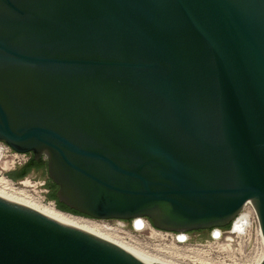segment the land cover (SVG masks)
<instances>
[{
  "label": "water",
  "instance_id": "obj_1",
  "mask_svg": "<svg viewBox=\"0 0 264 264\" xmlns=\"http://www.w3.org/2000/svg\"><path fill=\"white\" fill-rule=\"evenodd\" d=\"M0 143L79 216L189 232L250 202L264 237V0H0ZM0 264L156 263L0 197Z\"/></svg>",
  "mask_w": 264,
  "mask_h": 264
},
{
  "label": "rangeland",
  "instance_id": "obj_2",
  "mask_svg": "<svg viewBox=\"0 0 264 264\" xmlns=\"http://www.w3.org/2000/svg\"><path fill=\"white\" fill-rule=\"evenodd\" d=\"M0 146L3 147L4 156L8 160V166L5 169L0 168V192L4 194L6 192L7 195L10 193L11 195L10 188L12 190L14 188L16 192L18 190V192H24L23 194L26 195L27 199L35 203H51L58 209L56 202L48 198L50 177L47 168L32 171L23 178L13 179L10 175L18 173L30 156L26 153L13 152L12 148L6 144L0 143ZM3 182L8 183V186L11 187L7 188ZM58 210L61 211V209ZM73 216L97 222L103 227V236L122 245L132 247L147 257L157 259L162 263L260 264L264 258V240L260 238L258 225L254 228L252 234L241 242V250L236 253L235 247L238 244L228 239L231 238L230 234L223 235L219 240L211 238L214 228L204 229L203 231L196 230L191 233L166 231L155 229V226L148 221L150 229L140 231L134 227L135 218L131 220H102L79 215ZM179 233L187 234L188 238L185 242H179L175 239V236Z\"/></svg>",
  "mask_w": 264,
  "mask_h": 264
},
{
  "label": "bare ground",
  "instance_id": "obj_3",
  "mask_svg": "<svg viewBox=\"0 0 264 264\" xmlns=\"http://www.w3.org/2000/svg\"><path fill=\"white\" fill-rule=\"evenodd\" d=\"M7 166H8V160L4 156L3 147L0 146V168L5 169ZM3 183H4V186H6L7 188L11 187V186L10 187L8 186V183H6V182H3ZM10 189H11V195H10V193L7 195L6 192H5V194L0 192V197H3L5 199H8V200L13 201L15 203H18V204L23 205L25 207H28L30 209H33L37 212H40V213L45 214L49 217H52L54 219H57L59 221H62V222L67 223L69 225H72L74 227H77L81 230H84V231L89 232L91 234H94L96 236H99V237H101V238H103V239H105V240L129 251V252H132V253H134L138 256H141V257H143L149 261H152L156 264H167V263L159 262V261H157V259L156 260L151 259V258L147 257L146 255H144L143 253L135 250L132 247L122 245L119 242H115V241L103 236V232H102L103 227L101 225H99L97 222H93L89 219L73 216L74 214H71V213L68 214L65 211L62 212V210L60 211V210L56 209L55 206H53V204H51V203H48V204H46V203H35V202L31 201L30 199H27L26 195L23 194L24 192H18L19 190L16 192V191H14V188H13V190H12V188H10ZM133 223H134V227L136 230L142 231V230L150 229L149 222L146 221L144 218H135ZM215 233H216L215 237H218L220 235V232L218 230H215ZM187 237H188L187 234L179 233L177 236H175V239L178 240L179 242H184ZM263 240H264V237H263Z\"/></svg>",
  "mask_w": 264,
  "mask_h": 264
},
{
  "label": "built area",
  "instance_id": "obj_4",
  "mask_svg": "<svg viewBox=\"0 0 264 264\" xmlns=\"http://www.w3.org/2000/svg\"><path fill=\"white\" fill-rule=\"evenodd\" d=\"M257 225L259 226L256 212L252 204L248 202L245 204L242 211L232 220L228 229H225V227L214 228L213 232L211 233V238L213 240H219L223 237V235L230 234L231 238L228 239L238 244V246L235 247V252L237 253L241 250V242L245 241V239L252 234V231L255 227H257ZM215 230H218L220 232V235L218 237H215ZM258 233L260 235V238L263 240V236L259 227Z\"/></svg>",
  "mask_w": 264,
  "mask_h": 264
},
{
  "label": "trees",
  "instance_id": "obj_5",
  "mask_svg": "<svg viewBox=\"0 0 264 264\" xmlns=\"http://www.w3.org/2000/svg\"><path fill=\"white\" fill-rule=\"evenodd\" d=\"M34 161H29L28 163H26L25 165H23L22 167H21V169L18 171V173H16V174H12V175H10L11 176V178H13V179H19V178H23V177H25L28 173H29V170H30V168L34 165ZM51 184H53L52 186H51ZM48 188H49V194H48V198L50 199V200H54L55 202H56V206L59 208V209H61V210H63V211H65V212H69V213H72V214H80V213H78L77 211H75V210H73V209H70L68 206H66L65 204H63V203H61L59 200H58V198H57V196H56V190H57V188H58V186H57V184H55L53 181H51L50 180V182H49V184H48ZM80 215H82V214H80ZM229 227V225L228 226H226L225 228H228Z\"/></svg>",
  "mask_w": 264,
  "mask_h": 264
},
{
  "label": "flooded vegetation",
  "instance_id": "obj_6",
  "mask_svg": "<svg viewBox=\"0 0 264 264\" xmlns=\"http://www.w3.org/2000/svg\"><path fill=\"white\" fill-rule=\"evenodd\" d=\"M29 154V159H28V161H26V163H28L29 161H34L35 163H34V165L30 168V170H29V173L30 172H32V171H40V170H43V169H45V167L47 168V157L45 156V155H42L41 157H40V159L39 160H37L36 158H35V156H34V154L33 153H28ZM25 163V164H26ZM24 164V165H25ZM28 173V174H29ZM27 174V175H28ZM51 179H49V181H50ZM52 181V180H51ZM53 184H51V186H52ZM50 191V190H49ZM57 191V190H56ZM147 221H150V220H148L147 218H145ZM151 222V221H150ZM152 223V222H151ZM153 225V224H152ZM204 229H200L199 231H203ZM193 231H196V230H193ZM193 231H189V233H191V232H193ZM198 231V230H197Z\"/></svg>",
  "mask_w": 264,
  "mask_h": 264
}]
</instances>
